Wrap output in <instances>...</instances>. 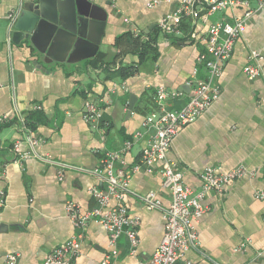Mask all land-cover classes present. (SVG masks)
<instances>
[{"label": "crops", "instance_id": "1", "mask_svg": "<svg viewBox=\"0 0 264 264\" xmlns=\"http://www.w3.org/2000/svg\"><path fill=\"white\" fill-rule=\"evenodd\" d=\"M89 1L106 14L95 56L79 59L86 51L76 52L72 63L64 53L62 61L46 64L39 59L42 70L31 64L7 31L9 14L16 11L19 0H0V192L5 195L0 207V264H6V256L12 253L17 254L16 264H40L62 245L74 231L66 202H75L81 212L94 207L89 189L100 181L90 171L106 152L118 150L123 141L140 132L142 136L123 154L125 169H131L152 133L142 122L155 107L156 86L181 93L165 101L168 110L180 109L192 93L188 82L202 46L183 38L191 32L204 35L208 21L184 20L180 36L165 38L158 34L157 24L180 0ZM250 4L254 7L255 0ZM242 11L237 8L222 14L229 19ZM134 32L155 40L142 57L135 51ZM126 34L132 35V42ZM251 51L264 58V8L249 18L224 62L219 97L178 131L168 152L184 184L194 190L200 186L205 166L219 173L237 166L245 171L227 183L223 193L206 194V210L195 223L197 246L184 255L190 264H264L259 255L264 254V199L254 196L264 187V60H258L260 76L249 80L243 67ZM113 84L117 86L114 91ZM130 95L134 103L128 113ZM88 98L102 111L97 128L82 118ZM23 122L34 137L44 140L38 152L70 165L63 168L61 177L56 164L33 157L14 161L9 150L14 141L21 140L20 149H28ZM160 165L132 172L129 188L137 194L155 192L166 207L170 194L162 186ZM123 202L140 217L138 244L131 254L126 236L121 235L112 264H136L148 260L155 250L164 219L159 209L146 208L133 194L127 193ZM107 249L106 231L91 220L74 264H100Z\"/></svg>", "mask_w": 264, "mask_h": 264}, {"label": "built area", "instance_id": "2", "mask_svg": "<svg viewBox=\"0 0 264 264\" xmlns=\"http://www.w3.org/2000/svg\"><path fill=\"white\" fill-rule=\"evenodd\" d=\"M21 1V0H19ZM252 0H180L174 8L163 15L157 24L158 34L165 38H174L181 35L180 25L189 19L196 22L200 19L208 21L206 32L203 35L197 32L189 33L185 41H199L201 50L196 57V65L188 84L193 85L192 93L186 103L178 110H168L164 104L167 99H175L181 95L176 90H169L158 85L154 90L155 107L143 119L142 125L151 128L147 142L142 147L140 156L130 170L125 169L123 154L127 153L132 144L142 134L135 132L131 139L123 141L116 151L106 152L100 159L97 167L90 172L100 181V185L89 189V194L95 206L81 212L73 201H67L65 212L74 228L71 236L60 246L49 252L40 264H74L79 254L81 243L85 238V230L89 221H97L108 236V249L103 255L100 264H112L118 257V240L125 235L129 243V252H135L138 244L137 228L140 217L131 213L123 202L127 193L140 199L146 208L159 209L164 219V228L161 239L148 260H140L136 264H190L184 258L185 253L197 246V231L195 223L205 212L203 200L210 191L223 193L225 185L241 178L244 168L237 166L224 173L217 172L213 166H205L200 173V186L194 190L183 182V174L175 168V164L168 159V152L172 140L178 131L185 125L194 121L206 110L220 94L219 76L224 62L232 52L234 43L245 30L249 18L253 13L264 8V0H255L256 5L251 6ZM242 9V13L225 17L226 10ZM15 11L9 14V21L13 19ZM220 14V15H219ZM125 21H127L125 19ZM140 41H146L144 35L134 32ZM264 58L255 51L248 55L243 67L245 76L251 80L260 76L258 60ZM199 73L203 77H199ZM124 86V83L122 84ZM111 86V90L116 89ZM40 108V106H35ZM102 117V111L96 101L88 98L83 106L82 118L92 127L97 128ZM25 131L24 142L27 150L20 149L21 140L13 142L9 150L14 155V161H23L33 157L44 163L56 164L59 167L58 175H63V168L70 165L53 160L48 154L37 151V146L44 140L34 137L31 131L22 123ZM161 164L159 172L162 186L169 191L170 201L163 207L155 192L147 191L137 194L130 190L129 180L131 173L146 168L151 171L153 166ZM257 199H264V187L254 192ZM5 195L0 192V207L3 205ZM244 243L240 245L243 247ZM264 259V254L259 253ZM17 254L6 256V264H16Z\"/></svg>", "mask_w": 264, "mask_h": 264}, {"label": "water", "instance_id": "3", "mask_svg": "<svg viewBox=\"0 0 264 264\" xmlns=\"http://www.w3.org/2000/svg\"><path fill=\"white\" fill-rule=\"evenodd\" d=\"M105 15L89 0H21L7 31L13 41L16 38L15 44L25 51L32 65L39 67V59L46 64L62 61L63 53L68 54L66 61L72 63L75 60L70 59L76 52L86 51L79 59L95 56ZM128 103L129 113L133 95Z\"/></svg>", "mask_w": 264, "mask_h": 264}, {"label": "trees", "instance_id": "4", "mask_svg": "<svg viewBox=\"0 0 264 264\" xmlns=\"http://www.w3.org/2000/svg\"><path fill=\"white\" fill-rule=\"evenodd\" d=\"M125 38L128 42H132V35L130 34H126ZM136 41L135 42V51L136 53L142 57V55L145 53L146 47H153V45L155 44V40L154 38L151 37H147L146 41H140L139 38L135 37ZM121 66L119 68H117L116 70H120ZM132 71H135V68H131Z\"/></svg>", "mask_w": 264, "mask_h": 264}]
</instances>
